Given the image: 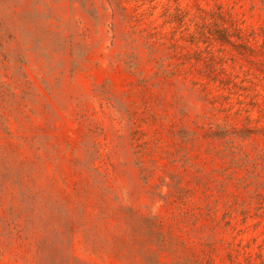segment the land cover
Here are the masks:
<instances>
[{"label":"rangeland","instance_id":"rangeland-1","mask_svg":"<svg viewBox=\"0 0 264 264\" xmlns=\"http://www.w3.org/2000/svg\"><path fill=\"white\" fill-rule=\"evenodd\" d=\"M0 264H264V0H0Z\"/></svg>","mask_w":264,"mask_h":264}]
</instances>
